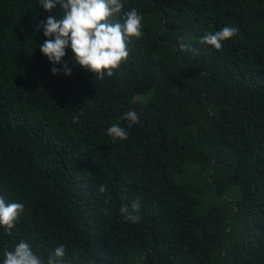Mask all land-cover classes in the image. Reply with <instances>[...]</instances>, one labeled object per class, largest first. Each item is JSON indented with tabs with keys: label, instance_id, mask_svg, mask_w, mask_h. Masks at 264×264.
I'll return each instance as SVG.
<instances>
[{
	"label": "trees",
	"instance_id": "trees-1",
	"mask_svg": "<svg viewBox=\"0 0 264 264\" xmlns=\"http://www.w3.org/2000/svg\"><path fill=\"white\" fill-rule=\"evenodd\" d=\"M122 2L143 36L100 80L52 74L35 27L59 6L0 0V196L24 205L0 261L25 241L71 264H264V0ZM224 26L239 31L221 49L199 43ZM137 197L133 223L120 209Z\"/></svg>",
	"mask_w": 264,
	"mask_h": 264
},
{
	"label": "clouds",
	"instance_id": "clouds-1",
	"mask_svg": "<svg viewBox=\"0 0 264 264\" xmlns=\"http://www.w3.org/2000/svg\"><path fill=\"white\" fill-rule=\"evenodd\" d=\"M39 5L47 13H52L58 6L62 10L61 18L48 15L35 27L36 32L43 29V35L47 38L39 50L53 65V75L63 73L70 76L72 67L79 66L97 79L112 77L114 70L128 60L132 38L138 40L143 36V17L134 8L123 11L122 0H39ZM238 31V28L224 26L215 32H206L199 43L219 50L223 42L236 36ZM178 42L181 52L190 51L195 54L199 51L191 43H186L184 36L178 37ZM69 48L73 53L70 61H75V65L63 59ZM122 119L127 121V128L139 123V117L133 110H128ZM73 122H77V118L74 117ZM107 134L114 142L128 139V131L118 124H112ZM105 191L106 187L101 185L99 192ZM23 209L22 203L7 202L0 196V226L10 233ZM140 209L141 203L137 197L131 201L130 207L122 205L120 211L127 221L138 223L141 219ZM66 257L64 245L56 247L45 258L37 255L28 242L21 241L13 250L4 249L0 264H71ZM88 264H96V261L90 260Z\"/></svg>",
	"mask_w": 264,
	"mask_h": 264
}]
</instances>
